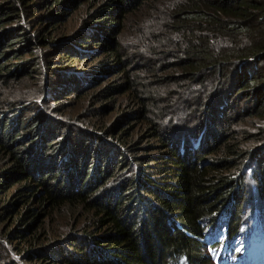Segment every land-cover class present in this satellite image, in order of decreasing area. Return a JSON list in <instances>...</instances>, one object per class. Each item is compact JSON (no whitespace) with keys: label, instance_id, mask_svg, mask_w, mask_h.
I'll list each match as a JSON object with an SVG mask.
<instances>
[{"label":"trees","instance_id":"1","mask_svg":"<svg viewBox=\"0 0 264 264\" xmlns=\"http://www.w3.org/2000/svg\"><path fill=\"white\" fill-rule=\"evenodd\" d=\"M84 1L89 0H0V89L41 75L42 54L34 55L41 41L48 42L46 61L54 63L48 68L54 71L51 86L31 98L32 106L27 95H0V155L8 160L0 170V199H6L0 221L14 214L0 234V264H213L206 249L218 264L238 258L247 251L254 225L264 227L263 209L247 219L243 209L248 179L264 196V148L255 152L234 144L232 116L224 106L252 100L264 118V0H104L80 29L50 40L46 32L67 22ZM30 19L47 26L30 31ZM134 20L137 46L126 49L120 36ZM103 55L110 60L65 76L71 61ZM157 55L175 58L178 71L161 77L151 70L153 80L147 82L129 70ZM110 73L119 79L96 86L105 84L100 99L130 92L136 108L96 132L102 136L70 135L65 144L71 122L54 116L60 102ZM157 82L180 85L181 92L160 96L152 85ZM186 93H195L196 101L204 97L200 122L175 126L174 104L186 105ZM47 94L58 104L56 119L36 102L42 95L49 103ZM130 120L148 123L152 138L166 149L133 156L139 145L124 144L127 131H117ZM174 128L184 129L179 140L172 139ZM114 135L117 142L104 138ZM129 167L136 174L123 177L115 193H104ZM65 207L86 213L91 222L82 232L71 226L51 236L46 220ZM7 243L29 246L23 260Z\"/></svg>","mask_w":264,"mask_h":264},{"label":"rangeland","instance_id":"2","mask_svg":"<svg viewBox=\"0 0 264 264\" xmlns=\"http://www.w3.org/2000/svg\"><path fill=\"white\" fill-rule=\"evenodd\" d=\"M104 0H89L84 1L80 7H78L71 15L69 20L65 22L62 25H59L57 27V30H49L46 33L48 34V38L50 40H58L62 39L64 36L69 35L70 33L74 32L77 29H80L83 26V21L86 20L85 18L89 14V11L93 10L95 7H97L101 2ZM140 14V13H139ZM139 14H137L135 17H137ZM30 15V13H29ZM132 19V17H130ZM32 19V18H31ZM29 20V30L30 31H38L40 28H44V26H47V24H40L37 21ZM134 21H127L126 25L127 28L122 32V35L120 36L121 43L123 44V47L125 46L126 49H132L135 48L137 45L135 44V35L133 31L132 23H135ZM60 39V40H61ZM59 40V41H60ZM42 42V43H41ZM40 44L38 43L36 46V51L34 53L35 56H38L40 53L41 56V64H42V73L37 78H29L27 80L21 81V85H12L10 87L3 89H0V95H3V99H7V97L11 94L14 95V98L19 100L23 97V95H27L29 98V103H31V98L33 96H38L39 94H46V88L51 86L52 77H50L51 72H54L50 69H48L51 66H54L53 62L46 61L45 52L48 50V47H46V44L48 42L41 41ZM56 42V41H55ZM129 50H127L128 52ZM110 60L108 58V55H103L100 58L96 60L87 59L86 61H71L69 65L72 66L69 69L68 73H65V76L68 74L75 73L78 70H83L86 67L98 64L102 61ZM176 63L175 58H169L164 56H155L151 61H144L140 60L137 61V64L131 66L129 70L134 76L140 77L143 80L145 79L147 82H150L153 80V78H150L149 74L151 70H156L159 74V76H169L170 74H174L178 70L175 69L173 66ZM67 62H65V65ZM64 66V65H63ZM55 68V67H54ZM65 68V66L63 67ZM176 70V71H175ZM64 73V72H63ZM119 76L116 75V73H110L107 76H101L99 79L87 86L85 90H82L81 92L77 93V95L72 94L70 98L63 100L61 103H63L61 106H59V112L55 113L54 116L58 117L61 120L62 124H65L66 122H71L69 126L71 125V133H67L64 140L65 144H68L71 141V137L77 136L78 138L85 137L86 135L91 136L93 133L96 132H104L106 131V127L111 126L116 121H118L119 118L124 117L125 114L131 112L133 109L137 106V100L134 98L130 92H124L121 91L119 93H115L113 98L111 100L106 99H100L99 97V90L101 87H103L106 83L109 81L118 80ZM56 82V81H55ZM101 82L105 83L98 87H96ZM160 82L153 83V87L155 90H157L162 95L161 92H166L167 90H176L180 91V85L179 87L174 84H165L160 85ZM19 84V83H18ZM200 86H194V89H199ZM212 88H210L211 90ZM209 90V91H210ZM212 94L211 92L206 95L210 96ZM98 95V97H96ZM225 95V93H223ZM165 96V93L163 94ZM43 96L36 97L37 104L39 101H41V112L47 114H52L53 117V110H55L57 103H52V96H49L47 94L48 102L45 103L42 100H40ZM228 99L230 98V95H226ZM204 98V97H203ZM199 99L196 101V95L195 93H186L185 99H186V105L188 103L192 104L191 107H187L182 100L176 101L174 104V110L175 114L178 117H175L173 119L174 125L178 124L179 126L181 124H185L186 121L189 125L195 126L199 124L200 118H201V109H198L201 104L205 100ZM223 101L224 98H221ZM27 99H21L18 105H21L22 102H24ZM57 102V101H56ZM222 104H225V101L222 102ZM228 105V106H227ZM225 107V111L228 112V114H231L232 116V128H233V142L234 144L238 145L240 149L243 150H252L255 152H259L261 149L264 148V118L262 117V114H256L257 112H260L259 106L257 103H255L252 100H244L238 102L237 99H234L232 101H229ZM32 106V103H31ZM29 105V109L31 107ZM178 106V107H176ZM176 107V108H175ZM245 109V110H244ZM63 110V111H62ZM248 112V113H247ZM250 113H254V117L250 115ZM171 115V112H170ZM170 115L167 116L162 121V128H165L170 124V120L172 117ZM55 118V117H53ZM56 119V118H55ZM185 119V120H184ZM129 123L123 124L118 127L117 131H121L122 128H125V131H127V135L123 136L124 144L128 145H134L137 143L139 145L138 149L135 150V152L132 153L134 156H145L147 154H150L152 149L156 152H162L166 148L161 147L157 139L152 138L151 136V130L149 129L150 125L146 122H139L137 120H130ZM161 125V124H160ZM130 126L129 132L128 127ZM163 128V130H164ZM70 129V128H67ZM168 130V129H167ZM173 131V130H172ZM178 131H184V129H175L172 132V139L179 140L180 134ZM91 133V134H90ZM100 135L99 133H96ZM71 137L69 138V136ZM95 136V135H93ZM102 136V135H100ZM104 137V136H103ZM116 135L112 137H104L107 139V142H117ZM80 142V141H79ZM255 154V153H254ZM212 156H207V158H210ZM250 158L247 156L243 162L245 164H248ZM8 160H5V158L0 155V170L3 169L6 165ZM251 165L255 166V163H252ZM133 167V166H132ZM122 169L121 175L114 176L108 183V186L106 187L104 193L106 192H113L115 193L116 190L119 188V184L124 179L123 177H130L133 174H136L132 168ZM247 185V198L245 200V203L243 205V209L245 211V219H247L248 214L252 211H254L256 208H261L264 211V196H261L260 190H258L257 185L255 182H253L251 179H248L246 181ZM17 187V186H16ZM15 187V188H16ZM14 188V189H15ZM12 189L9 191V195L14 191ZM231 196L229 197V202H231ZM6 201V199H0V207L1 205ZM2 210V207H1ZM75 211V212H74ZM78 210H73L70 208H62L61 210H57L54 212L49 219L46 220L45 227L50 231L47 232L51 236H55L56 234H60L63 232H66L71 226L76 227L77 232H82L86 225L91 222V219H89V215L86 213H83L82 211L77 213ZM14 214L11 213L7 214L2 221H0V234L1 232H5L8 230V226L10 222L13 219ZM15 223H13L9 228H11ZM260 231V238H257L256 236H253V232L251 234H248L247 236H250V242L252 249V246L255 249H259V252L264 253V227L259 229ZM259 233V232H258ZM220 238V237H218ZM216 239V236L211 239ZM245 239V238H243ZM15 245V249L13 246ZM29 246L25 244L24 246L21 244H10L7 243L6 249L13 250V253L17 256L19 260H23V254L22 250L28 249ZM207 248V247H206ZM203 250L205 251V248L203 247ZM249 250V252H250ZM208 252L211 261L213 264H218L213 257H211L210 252L206 249ZM21 252V255L19 254ZM235 257V258H233ZM230 261H225L221 264H243L242 259L236 258V255H233ZM246 264H250L248 260H246ZM257 264H264V259L262 262Z\"/></svg>","mask_w":264,"mask_h":264}]
</instances>
